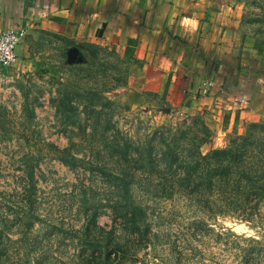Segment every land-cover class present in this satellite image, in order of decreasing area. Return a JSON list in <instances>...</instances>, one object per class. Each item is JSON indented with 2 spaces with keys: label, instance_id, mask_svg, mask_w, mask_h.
<instances>
[{
  "label": "rangeland",
  "instance_id": "rangeland-1",
  "mask_svg": "<svg viewBox=\"0 0 264 264\" xmlns=\"http://www.w3.org/2000/svg\"><path fill=\"white\" fill-rule=\"evenodd\" d=\"M37 1L24 0L22 11L8 5L0 20V33H26L14 63L0 67V264H264V241H252L258 234L245 224L221 218L197 224L199 214L182 194L157 196V175L107 159L98 139L142 145L155 131H163L164 138L176 131L187 133L183 145L190 149L191 142L205 139L201 133L193 140L198 133L183 125L206 115V109L196 111V101L217 96L215 102L230 99L241 105L240 99L247 105L232 86L240 78L248 85L264 79V0H257L259 6L237 0H76L78 15H85L76 39L32 25L54 11L47 7L52 0H42L40 7ZM100 12L109 20L91 31L89 23L92 18L98 23ZM111 21L113 36L102 42L98 37ZM134 26L144 38L151 35L153 43L125 57L122 47L132 49ZM173 52L188 68L177 72L175 83L161 73V58ZM198 60L213 61V68L199 69ZM184 71L188 76L182 78ZM64 97L71 104L67 111L61 106ZM99 98L112 104L106 131L109 114L101 111L104 100ZM213 137L199 145L201 154L220 142ZM63 150L85 158L83 165L63 164L62 158L69 160ZM98 153L103 170L133 177L131 199L149 215L143 238L124 231L121 219L113 222L105 179L92 169ZM173 181L162 178L167 187ZM112 246L120 249L109 261Z\"/></svg>",
  "mask_w": 264,
  "mask_h": 264
},
{
  "label": "trees",
  "instance_id": "trees-1",
  "mask_svg": "<svg viewBox=\"0 0 264 264\" xmlns=\"http://www.w3.org/2000/svg\"><path fill=\"white\" fill-rule=\"evenodd\" d=\"M237 1L259 6L257 0ZM84 96L90 97L87 93H84ZM99 99L104 100V98ZM68 102L70 101L67 97L62 99L61 106L66 109L64 111H67L71 105ZM111 106L107 99L101 105V111L109 114L103 127L104 131L109 129L113 113ZM195 117H190L189 124L183 122V125L186 129L193 128L198 133L193 140H198L201 133L205 139H201L198 145L191 142L190 149H185L183 145L187 133L178 134L176 131L171 138H169L171 131L167 138H164L166 135L163 131H155L152 139L142 145H134L121 138L99 137L98 139L102 143L107 159L118 164L124 163L141 174L157 175L160 183L153 186L157 196L165 198V195L171 192L182 194L188 208H194L195 214H199L197 224L207 225V220L216 218L229 219L245 224L258 234L256 238L251 239L252 241H258L259 237L264 241V124L248 123L244 133L230 136L224 148L211 149L203 155L199 151V145L204 144L212 134L202 118L200 121L194 119ZM62 152L69 159L62 158L63 164L73 167L78 161L77 164L83 165L85 158L77 159L68 150ZM97 156L96 166L91 162L87 163L92 164V169L105 179L109 209L112 217L115 218L113 222L116 223V219H121L122 223L124 222L123 227H126L124 231L143 238L149 231V224L146 221L149 215L146 213L147 208H143L141 204L131 199L133 177L127 172L116 169H111L110 172L103 170L100 165L104 160H101L99 153ZM164 176L174 179V184L164 186L162 183ZM108 177L115 180V183L109 182ZM113 230L116 231L115 228ZM109 236L111 239V234ZM117 247L112 246L107 250V260L110 259L111 253L115 254L120 249Z\"/></svg>",
  "mask_w": 264,
  "mask_h": 264
},
{
  "label": "crops",
  "instance_id": "crops-1",
  "mask_svg": "<svg viewBox=\"0 0 264 264\" xmlns=\"http://www.w3.org/2000/svg\"><path fill=\"white\" fill-rule=\"evenodd\" d=\"M11 2V3H10ZM76 0H52V6H47L48 9L53 8V12L49 15V17L44 20L43 22L38 23V21H35L32 25L35 26H42L45 31L58 33L60 35L72 37L76 39V37L81 36V31H83V22L85 15L79 16L77 11L79 10V3ZM10 4L15 5V9H18L19 11H22L24 9V6L27 4V2H24V0H0V20H3V13L6 12V7ZM43 1L38 0L37 1V7L42 6ZM46 4V3H45ZM98 15H100V18H98L99 22L95 23V18H92V21H90L89 25L91 27V31L96 32L97 29H99L100 24L106 23L108 19H104L103 13L100 12ZM97 15V16H98ZM78 16V17H77ZM78 19V20H77ZM77 20V22L74 23V21ZM74 25H71V24ZM112 21L109 25L106 26V31L103 32V35L100 34L98 39L103 42L107 40H111L110 37L113 36L112 33H110V29H112ZM132 23H135L133 21ZM128 20L126 19L123 23V38L125 39L126 32L129 29ZM133 28V26H132ZM134 32H132V35L130 40H132V49L129 50L128 48L125 49L122 46L123 53L125 57L131 56L137 49L140 48H151L153 38L151 35L144 38L141 33L139 27L134 26ZM94 35V34H93ZM106 38V40L104 39ZM146 39V40H145ZM212 42H209L212 46V49H218L219 45H217L214 40H211ZM110 42V41H109ZM128 42H126L127 44ZM208 43V42H207ZM21 44V43H20ZM19 44V45H20ZM162 44V43H161ZM160 44V45H161ZM19 45L16 49V57L19 53ZM162 46V45H161ZM177 55L175 52H173L170 56H165L161 58V63L163 64V70H161V73L164 77H168L169 79L173 77V83L178 79L177 72L180 70H187L188 68H184L180 63L177 61ZM193 57V56H192ZM181 59V58H180ZM180 62V61H179ZM194 62V61H193ZM203 61L198 60L196 61V65L199 69L204 70V68H213V61H210L209 63H201ZM239 60L235 61L236 68L239 65ZM244 63V62H242ZM195 64V62H194ZM162 67V66H161ZM242 71V69H241ZM244 74L248 71V69L244 70ZM197 72L199 73L198 69ZM177 75V76H176ZM188 76V72L184 71V76H181L182 78ZM237 79V76H234L233 79ZM261 78V79H260ZM191 81V79H190ZM218 81V80H217ZM235 83L234 86H232L233 90L236 91V95H241L244 98L248 100V104L245 106L243 105H236L232 102V100H219L218 102H215L216 97H213L211 100H207V98L204 100L199 99L195 103L196 111H202L207 110L205 113L206 115H203V121L206 127L211 131L213 139L217 138L220 142L215 144L212 149L221 147L223 143V139L225 136L230 135H239L242 132L243 126L248 123H259L264 122V79L262 77H257V79H252V82L250 85H248V81L243 78H240L239 80H234ZM172 83V82H171ZM185 83H189V80L185 81ZM169 85V83H168ZM190 85V84H189ZM171 86V85H170ZM172 88V87H171ZM160 89V87H159ZM164 89V88H162ZM168 90V87L166 91ZM207 106V107H206ZM206 107V108H204ZM205 110V111H206ZM204 113H201V115ZM208 119L209 123L208 124Z\"/></svg>",
  "mask_w": 264,
  "mask_h": 264
},
{
  "label": "built area",
  "instance_id": "built-area-1",
  "mask_svg": "<svg viewBox=\"0 0 264 264\" xmlns=\"http://www.w3.org/2000/svg\"><path fill=\"white\" fill-rule=\"evenodd\" d=\"M26 33L23 29L9 30L0 33V67H10L16 60V49L24 40ZM241 105H246L245 101L237 99Z\"/></svg>",
  "mask_w": 264,
  "mask_h": 264
},
{
  "label": "clouds",
  "instance_id": "clouds-1",
  "mask_svg": "<svg viewBox=\"0 0 264 264\" xmlns=\"http://www.w3.org/2000/svg\"><path fill=\"white\" fill-rule=\"evenodd\" d=\"M240 227H241V228H244V226H243V225H241Z\"/></svg>",
  "mask_w": 264,
  "mask_h": 264
}]
</instances>
